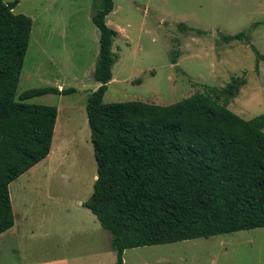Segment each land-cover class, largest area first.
<instances>
[{
	"label": "rangeland",
	"instance_id": "1",
	"mask_svg": "<svg viewBox=\"0 0 264 264\" xmlns=\"http://www.w3.org/2000/svg\"><path fill=\"white\" fill-rule=\"evenodd\" d=\"M114 4L106 21L118 32L113 46L118 60L105 103L167 106L209 93L220 103L228 102V108L245 120L264 114V59L256 60L250 47L264 55V0H114ZM95 10L94 0H20L13 9L30 17L33 25L16 99L24 91L47 86L77 91L26 101L58 108L62 148L54 152L55 139V154L35 165L40 170L33 178L10 184L16 222L27 223L26 229L34 233L18 252L15 228L0 236V264L44 263L57 247H63L70 264H90L97 257L85 258L84 252L97 227L106 238L99 243L98 263L116 261L110 233L83 206L97 176L86 114L87 97L99 87L93 78L100 37L92 23ZM257 22L260 25L250 30ZM240 32L248 34L246 41H222L223 35ZM237 77L247 83L231 100L208 88L223 89ZM73 129L79 134L70 142ZM123 264H264V228L127 249Z\"/></svg>",
	"mask_w": 264,
	"mask_h": 264
},
{
	"label": "trees",
	"instance_id": "2",
	"mask_svg": "<svg viewBox=\"0 0 264 264\" xmlns=\"http://www.w3.org/2000/svg\"><path fill=\"white\" fill-rule=\"evenodd\" d=\"M19 2L0 0V235L15 225L9 186L49 156L58 118L57 107L26 101L77 91L47 86L16 99L33 26L14 13ZM94 3L100 37L93 78L100 85L87 97L86 114L97 179L83 206L110 233L113 264H123L127 249L264 228V114L245 120L209 93L167 106L105 103L118 60V32L106 21L115 4ZM247 39L246 32L222 36L225 43ZM246 83L237 77L208 88L231 100Z\"/></svg>",
	"mask_w": 264,
	"mask_h": 264
},
{
	"label": "crops",
	"instance_id": "3",
	"mask_svg": "<svg viewBox=\"0 0 264 264\" xmlns=\"http://www.w3.org/2000/svg\"><path fill=\"white\" fill-rule=\"evenodd\" d=\"M58 121H60L59 117L57 118L53 141L56 139V136H57V133H58V131H57L58 124H59ZM52 146H53V143H52ZM51 149H52V152H53V147ZM52 152H50V154H49V156L47 158H50ZM46 159H44V160H46ZM39 168L40 167H38V166L37 167L34 166L29 171H27L25 174L20 176L19 179L20 178H26V179H28V178L30 179L31 178L32 179L33 176L36 174V170H40ZM87 210L90 211L89 209H87ZM24 216L26 217L25 214H24ZM93 216H94V218H96V216L94 214H93ZM25 217H24V219H25ZM16 221L17 220H16V216H15V225H14L13 229L15 228V250H16V252H18L19 249H22L23 246H26L24 244V239L30 237L31 235H33L34 232H31V231L26 229V224L27 223H23V225L21 226V225H18ZM11 229L8 230L7 232L1 234L0 236H4V234H8V232H11ZM95 230H96V233H94L95 237H92V239L90 241V246L84 252L85 253L84 255H87L85 258H92L94 256L97 257V260L95 262L90 261V264H100V263H98V261H99V259L101 257V251H100V248H99V243L101 241H103V240L105 241V239H106L105 235H102V236L100 235V232H102L100 227H97ZM12 236H14L13 233H12ZM90 236L91 235L88 236V242L90 240ZM64 238H65V236H63L60 240H63ZM68 240L69 239H66V241H68ZM109 241H110V247H111V235H110V240ZM62 249H63V247H61V248L57 247L55 249L56 251H54V256L51 257L50 259L44 261V263H40V264H70L69 255H67L65 252H62ZM84 255H82L81 257H83ZM75 260L78 261V262L81 261L80 258H75ZM124 260H125V258H124Z\"/></svg>",
	"mask_w": 264,
	"mask_h": 264
},
{
	"label": "bare ground",
	"instance_id": "4",
	"mask_svg": "<svg viewBox=\"0 0 264 264\" xmlns=\"http://www.w3.org/2000/svg\"><path fill=\"white\" fill-rule=\"evenodd\" d=\"M75 129L71 130L73 136L71 138H68L70 140V142L75 141L77 135L79 134V131H76ZM60 135H63V134L60 133L58 136H56L57 138H56V140L54 142V152H59L60 149L62 148V143L60 142L61 141L60 139H62V138H60L61 137ZM75 135H76V137H75ZM54 152H52L53 155L55 154ZM96 178L97 177H94V179H96Z\"/></svg>",
	"mask_w": 264,
	"mask_h": 264
}]
</instances>
